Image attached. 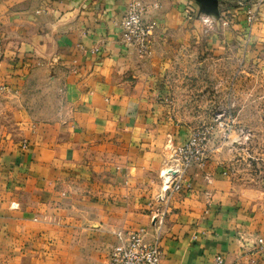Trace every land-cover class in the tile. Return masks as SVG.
<instances>
[{
	"label": "crops",
	"instance_id": "obj_1",
	"mask_svg": "<svg viewBox=\"0 0 264 264\" xmlns=\"http://www.w3.org/2000/svg\"><path fill=\"white\" fill-rule=\"evenodd\" d=\"M129 1L0 0V264H109L117 231L155 241L166 145L189 140L182 109L215 103L184 99L167 68L241 41L231 29L201 41L194 0H142L156 29L140 59L121 41ZM236 176L221 149L188 171L159 239L166 264H264V211Z\"/></svg>",
	"mask_w": 264,
	"mask_h": 264
},
{
	"label": "rangeland",
	"instance_id": "obj_2",
	"mask_svg": "<svg viewBox=\"0 0 264 264\" xmlns=\"http://www.w3.org/2000/svg\"><path fill=\"white\" fill-rule=\"evenodd\" d=\"M139 1L145 7L144 23L154 26L151 35L152 55L141 58L134 54L140 59H149L154 52L156 25L146 18L149 12L147 4ZM194 2L198 9L197 19L206 29L199 34L201 41L210 32H217V29H231L235 40L238 33L241 45L235 43L234 47H228L227 55L222 59L221 56L202 51V44L197 45L196 53L188 52L189 49L182 51L171 59L167 68L172 77L169 84L185 89L186 100L191 89H196L199 94L207 92L212 96L214 104L206 108L204 105L196 107V111L191 113L182 109L181 114L187 125L191 126V134L194 130L210 129L211 151L206 163L216 149L226 153L234 172L239 176L236 178L248 190L249 198L259 203L260 209L264 211V0H218L215 13L198 1ZM240 14L243 16L242 21H238ZM237 23L243 26L240 33L232 28ZM256 26L262 32L255 42V45L260 43V46L253 57L249 53L254 51L252 31ZM209 55L213 59H208ZM178 74L180 79L176 78ZM189 74L197 75L195 77Z\"/></svg>",
	"mask_w": 264,
	"mask_h": 264
},
{
	"label": "built area",
	"instance_id": "obj_3",
	"mask_svg": "<svg viewBox=\"0 0 264 264\" xmlns=\"http://www.w3.org/2000/svg\"><path fill=\"white\" fill-rule=\"evenodd\" d=\"M145 7L139 0H132L122 20V42L139 57L152 55L151 35L154 26L145 24L143 15ZM212 141L210 129L194 130L184 145L175 146L170 140L166 145L167 158L160 173L161 190L150 203L149 215L155 229L156 238L153 243L146 240L145 229L138 231H117V243L109 255V264H166L160 247L162 234L170 205L174 196L185 189V176L193 167L203 168L208 159ZM26 148V144L23 145ZM264 250V241H261ZM218 256L216 264H223Z\"/></svg>",
	"mask_w": 264,
	"mask_h": 264
},
{
	"label": "water",
	"instance_id": "obj_4",
	"mask_svg": "<svg viewBox=\"0 0 264 264\" xmlns=\"http://www.w3.org/2000/svg\"><path fill=\"white\" fill-rule=\"evenodd\" d=\"M201 5L209 8V11L212 13L216 12L217 6H218V0H196Z\"/></svg>",
	"mask_w": 264,
	"mask_h": 264
}]
</instances>
